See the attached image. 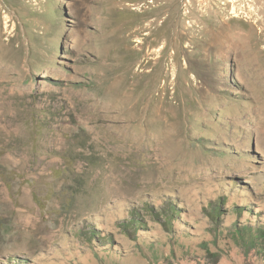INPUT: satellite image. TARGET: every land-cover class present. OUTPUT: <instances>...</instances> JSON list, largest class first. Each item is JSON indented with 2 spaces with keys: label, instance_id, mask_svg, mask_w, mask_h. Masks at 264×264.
<instances>
[{
  "label": "rangeland",
  "instance_id": "1",
  "mask_svg": "<svg viewBox=\"0 0 264 264\" xmlns=\"http://www.w3.org/2000/svg\"><path fill=\"white\" fill-rule=\"evenodd\" d=\"M257 229L264 0H0V264H264Z\"/></svg>",
  "mask_w": 264,
  "mask_h": 264
},
{
  "label": "trees",
  "instance_id": "2",
  "mask_svg": "<svg viewBox=\"0 0 264 264\" xmlns=\"http://www.w3.org/2000/svg\"><path fill=\"white\" fill-rule=\"evenodd\" d=\"M1 177H2V179L6 182V185H7V188L9 189V190H11L12 188H13V185H12V183H11V178H10V176H6V174H5V172H1ZM212 212L214 213L213 214V217H216V215L217 214H219L221 211H220V205H219V203H217V204H213L212 206ZM240 209H242V208H244L243 206H240L239 207ZM176 208H175V206L174 205H172L169 209H163V213L165 214V216H167L166 217V223L167 224H172L171 223V219H174V217H175V214L174 213H177L176 212ZM240 213V212H239ZM132 218L131 219H129L128 221H123L122 222V224H121V226H123L124 227V229H128V231L129 230H131V232H137V228H138V218H137V216H136V214H135V212L133 211L132 212ZM238 230H239V232H241L242 230H244V228H238ZM90 231V230H89ZM264 230H262V229H257L256 231H255V233L253 232V234H254V237L253 238H251V240H250V242H249V247L251 248H253V247H255V245L257 244V242H260V240H259V237H261L260 239H264V236H262L263 235V232ZM91 237H92V235H94L95 234V230L93 229V230H91ZM242 233V232H241ZM110 239V238H109Z\"/></svg>",
  "mask_w": 264,
  "mask_h": 264
},
{
  "label": "bare ground",
  "instance_id": "3",
  "mask_svg": "<svg viewBox=\"0 0 264 264\" xmlns=\"http://www.w3.org/2000/svg\"><path fill=\"white\" fill-rule=\"evenodd\" d=\"M254 1L258 2V0H254Z\"/></svg>",
  "mask_w": 264,
  "mask_h": 264
}]
</instances>
